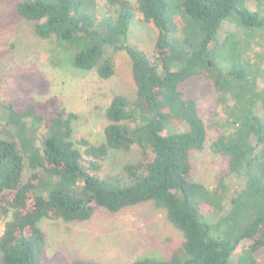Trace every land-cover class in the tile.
<instances>
[{"label":"trees","instance_id":"trees-1","mask_svg":"<svg viewBox=\"0 0 264 264\" xmlns=\"http://www.w3.org/2000/svg\"><path fill=\"white\" fill-rule=\"evenodd\" d=\"M16 11L39 38H54L77 70L108 80L115 54L125 53L136 97L112 98L100 143L74 140L77 115L57 98L23 109L0 104V263L47 264L43 220L82 223L99 208L118 213L151 203L182 233V243L168 258L132 264H258L264 249V0H19ZM138 19L158 30L153 58L130 43ZM196 77L215 87L223 122L209 149L229 164L209 191L195 179L190 160L209 136L198 101L182 89ZM33 124L46 132L42 143L18 144L14 137ZM135 145L139 161L104 173L111 151ZM228 177L239 180V190L226 203Z\"/></svg>","mask_w":264,"mask_h":264},{"label":"rangeland","instance_id":"rangeland-1","mask_svg":"<svg viewBox=\"0 0 264 264\" xmlns=\"http://www.w3.org/2000/svg\"><path fill=\"white\" fill-rule=\"evenodd\" d=\"M18 1L0 0V104L12 103L23 109L34 102L57 98L61 108L77 115L75 141L102 142L108 125L106 111L112 98L119 94L130 99L136 97L129 58L123 52L115 54V75L108 80L94 71L75 69L54 38H39L33 25L17 14ZM157 31L155 26L138 19L131 26L130 43L153 58ZM182 89L198 101L201 116L209 125L204 150L191 151L190 160L197 182L208 191L213 190L229 171L228 159L212 154L209 149L212 140L221 133L220 123L223 122L218 114L216 90L211 80L200 77L188 80ZM167 133L170 129L164 134ZM42 134H46L45 130L33 124L14 139L18 144L33 146L36 141L42 143ZM141 158L142 150L137 145L130 151H111L103 162V171L116 174L126 164ZM237 183L239 180L232 177L226 179V203L232 193L239 190L234 189ZM203 203L195 199L196 205ZM40 227L46 236L47 264H72L79 259L95 260L100 264H132L148 257L168 258L183 239L182 233L167 220L165 212L151 203L118 213L99 208L91 220L82 223L43 220ZM239 227L232 233V239L243 231V225ZM3 231L4 224L0 220V236ZM258 264H264V249L258 255Z\"/></svg>","mask_w":264,"mask_h":264}]
</instances>
